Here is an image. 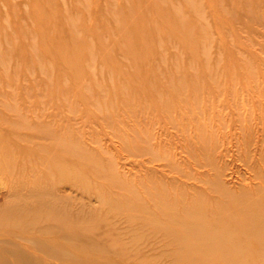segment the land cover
I'll use <instances>...</instances> for the list:
<instances>
[{
	"label": "rangeland",
	"instance_id": "374dc122",
	"mask_svg": "<svg viewBox=\"0 0 264 264\" xmlns=\"http://www.w3.org/2000/svg\"><path fill=\"white\" fill-rule=\"evenodd\" d=\"M185 24L197 57L169 36ZM71 42L84 52L78 69L55 51ZM0 115L48 132L21 130V145L72 139L73 163L86 172L49 198L75 221L102 220L81 253L0 229L1 264H196L130 219L136 212L110 206L151 191L176 214L205 206L210 221L227 216L216 208L263 203L264 0H0ZM156 198L145 206L156 209ZM16 200L1 179L0 212ZM114 243L122 254L104 252Z\"/></svg>",
	"mask_w": 264,
	"mask_h": 264
},
{
	"label": "bare ground",
	"instance_id": "6f19581e",
	"mask_svg": "<svg viewBox=\"0 0 264 264\" xmlns=\"http://www.w3.org/2000/svg\"><path fill=\"white\" fill-rule=\"evenodd\" d=\"M181 27L171 28L169 36L178 38L187 48L188 53L197 57L195 48L199 39H192L188 25H181ZM76 44V42H71L55 48L59 57L67 53L72 56V60H68L71 69H78L82 64L84 52L78 45L75 46ZM76 79L75 77L74 80ZM3 108L15 114L20 111V108L16 106L3 105ZM21 130L31 131L33 137L38 135L43 137V133H48L38 127H27L24 122L17 124L15 121L11 123L0 118V180H4L13 196L17 198L15 202L6 205L0 212V229L12 235L16 232L35 234L37 241L54 243L57 249L64 246L66 250L72 252H85L86 249L94 246L89 238L90 232L96 222L101 223L102 220L94 216L79 222L75 221L67 211L60 210L56 201L49 198L54 186L64 182L72 183L86 172L85 167L81 172L73 163L74 154L70 143L72 139L69 142L57 136L46 146L40 143L26 146L21 145L25 140L17 134ZM67 159L69 163L66 162ZM96 170L99 173L98 169ZM108 180L114 183V179ZM128 193L131 196L124 201L121 207L110 206V209L116 212H136L137 214L133 213L134 217L130 219L135 221L139 217L142 222L141 228L149 229L151 232H163L171 245L177 247L178 259L196 264H215V261H221V264H264V200L261 205L257 206V209L248 208L250 211L255 209L253 212L244 211L247 208L243 209L241 206V208L237 206L240 210L232 206V213H228L225 206L216 208L219 214H224L226 211L227 216L206 221L204 219L206 207L199 203L189 202L180 214H176L170 201L169 204L165 203L163 202L165 198H163L161 202L151 191L146 201L137 200L138 198H135L132 192L128 191ZM34 195L38 197H36L38 205L33 209L27 208L24 200L34 198ZM155 198L158 199V203L154 202L156 209L152 210L148 208V205V207L145 206L148 199L154 201ZM43 224H45L44 227H42ZM78 237L85 240L84 246H75L74 239ZM57 238L63 239L64 242H57ZM100 247L102 246L98 245L95 246L96 249H93L99 250ZM252 247L255 250H252ZM104 250V252L120 250L121 254L124 252L117 243L109 246L108 249L105 247ZM100 255L106 256L104 253ZM15 259L14 264H20V258Z\"/></svg>",
	"mask_w": 264,
	"mask_h": 264
}]
</instances>
